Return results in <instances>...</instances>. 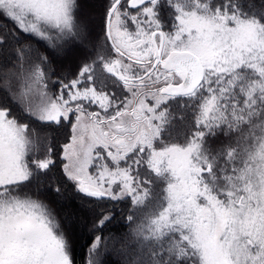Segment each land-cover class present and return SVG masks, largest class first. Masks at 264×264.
Here are the masks:
<instances>
[{
    "label": "snow or ice",
    "instance_id": "1",
    "mask_svg": "<svg viewBox=\"0 0 264 264\" xmlns=\"http://www.w3.org/2000/svg\"><path fill=\"white\" fill-rule=\"evenodd\" d=\"M0 264H264V0H0Z\"/></svg>",
    "mask_w": 264,
    "mask_h": 264
},
{
    "label": "trees",
    "instance_id": "2",
    "mask_svg": "<svg viewBox=\"0 0 264 264\" xmlns=\"http://www.w3.org/2000/svg\"><path fill=\"white\" fill-rule=\"evenodd\" d=\"M84 254H86V249L84 250Z\"/></svg>",
    "mask_w": 264,
    "mask_h": 264
}]
</instances>
